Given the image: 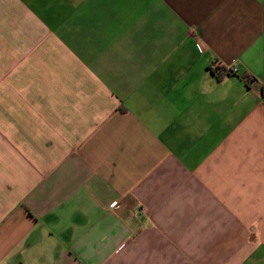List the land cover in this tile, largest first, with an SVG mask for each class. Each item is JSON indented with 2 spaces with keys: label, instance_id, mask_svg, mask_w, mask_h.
<instances>
[{
  "label": "crops",
  "instance_id": "obj_1",
  "mask_svg": "<svg viewBox=\"0 0 264 264\" xmlns=\"http://www.w3.org/2000/svg\"><path fill=\"white\" fill-rule=\"evenodd\" d=\"M0 264H264V0H0Z\"/></svg>",
  "mask_w": 264,
  "mask_h": 264
},
{
  "label": "built area",
  "instance_id": "obj_2",
  "mask_svg": "<svg viewBox=\"0 0 264 264\" xmlns=\"http://www.w3.org/2000/svg\"><path fill=\"white\" fill-rule=\"evenodd\" d=\"M223 71L227 72V73H235L237 71V68L234 66H225L223 68Z\"/></svg>",
  "mask_w": 264,
  "mask_h": 264
},
{
  "label": "trees",
  "instance_id": "obj_3",
  "mask_svg": "<svg viewBox=\"0 0 264 264\" xmlns=\"http://www.w3.org/2000/svg\"><path fill=\"white\" fill-rule=\"evenodd\" d=\"M220 69H221V66H219V65L215 66L214 71H215V73H216L217 75H219V74L221 73V72H220Z\"/></svg>",
  "mask_w": 264,
  "mask_h": 264
}]
</instances>
